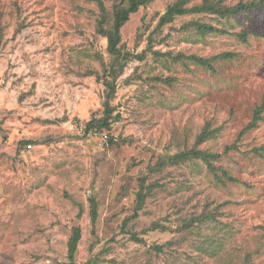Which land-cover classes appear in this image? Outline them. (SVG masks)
Returning a JSON list of instances; mask_svg holds the SVG:
<instances>
[{
    "label": "rangeland",
    "instance_id": "374dc122",
    "mask_svg": "<svg viewBox=\"0 0 264 264\" xmlns=\"http://www.w3.org/2000/svg\"><path fill=\"white\" fill-rule=\"evenodd\" d=\"M176 1L153 0L124 26L125 49L146 57L117 79L112 130L86 133L104 115L98 72L111 60L97 0H0V264H66L74 226L78 264H264V6L157 28ZM197 20L228 31L200 34ZM225 52L214 69L187 57ZM205 126L197 148L219 155L216 173L200 158L156 170ZM143 178L152 189L136 211ZM202 213L214 216L184 227Z\"/></svg>",
    "mask_w": 264,
    "mask_h": 264
},
{
    "label": "trees",
    "instance_id": "16d2710c",
    "mask_svg": "<svg viewBox=\"0 0 264 264\" xmlns=\"http://www.w3.org/2000/svg\"><path fill=\"white\" fill-rule=\"evenodd\" d=\"M100 14L97 20V32L107 39V49L111 55V60L109 63L105 62L102 58L101 62L103 65V72H98V81L102 82L106 86V100L104 115L100 118L94 117L85 124V132H110L113 128L115 121L120 119L121 114H114L116 107L112 105V100L114 99L118 82L117 79L124 72L128 63L134 59L144 60L146 57L145 51L141 53H135L130 50L125 49V44H123L122 30L124 26L131 19V16L138 12L142 7H147L153 0H114L112 3L111 11L105 6L102 0H97ZM189 0H177L173 4L168 5L166 11L162 14L157 28H160L170 22H173L175 18L179 15L187 13H210L216 14L221 17L229 18L234 15L241 14L242 12H248L250 10H257L264 6V0H240L236 4H227L225 0H202L201 3H196L187 6ZM189 25L196 26L200 34L205 35L206 33H213L219 31H228L225 27L219 28L208 22H190ZM187 26H183L177 30H183ZM239 36L246 40V33L238 32ZM159 53V52H158ZM164 56H172L174 59H183L184 55L180 53L179 55L173 56L172 53H159ZM234 56L232 53H221L211 57H204L199 55H189L188 59L197 63L201 66H206L208 68L214 69L213 61L221 58H228ZM209 124V123H208ZM213 130L209 126H205L203 131L198 135L197 143L190 149L181 150L169 156V159L161 158L156 164V170H159L162 165L166 162L171 164H181L187 160H193L200 158L205 161L207 166L211 171L216 173V167L214 165L213 159L219 157L218 154L213 152H208L205 150H200L197 145L211 136ZM108 142L110 144L114 143L112 136L107 134ZM29 141H22L21 144H27ZM167 160V161H166ZM155 169V168H154ZM155 170V171H156ZM229 180L239 181L238 177L230 175L228 172H224ZM152 189L151 185H146V178L141 179V184L139 187L137 195V206L136 211L141 209L145 204L146 197L149 191ZM91 219L93 224V232H95L96 222L99 216L98 212V202L95 197L91 196ZM213 214H200L190 220L185 221L186 228H189L195 224L196 221H205ZM163 224L159 222H154L149 229L153 230L156 228H164ZM82 238V229L80 226H74L72 229V235L69 239L68 246V258L69 261L66 264H78L76 261V254L78 251L79 243ZM132 238L136 241H143L142 238L136 234L132 235ZM157 250L161 251L163 248L160 245L155 246Z\"/></svg>",
    "mask_w": 264,
    "mask_h": 264
}]
</instances>
